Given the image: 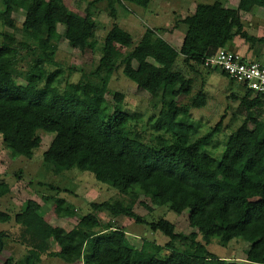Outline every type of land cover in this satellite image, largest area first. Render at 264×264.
I'll return each mask as SVG.
<instances>
[{"label":"trees","instance_id":"1","mask_svg":"<svg viewBox=\"0 0 264 264\" xmlns=\"http://www.w3.org/2000/svg\"><path fill=\"white\" fill-rule=\"evenodd\" d=\"M124 2L146 9L151 0L87 1V10L105 4L114 23L103 38L97 69L60 91V71H48L58 67V25L65 27L68 45L82 53L98 46L95 25L71 16L61 0H0V20L7 28L0 34V140L8 155L12 160L31 159L40 145L36 133L43 131L53 135L42 155L45 166L58 174L73 169L89 173L129 198L128 204L89 203L90 213L81 217L74 206L57 198L56 216L75 219L71 229L46 222L39 214L41 205L32 200L14 218L0 210V224L13 220L20 227L17 242L28 254L26 264H39L42 255L66 264H240L210 253L207 247L213 239L222 246L243 241L250 264H264V120L247 116L228 136L221 158L215 159L207 148L221 133L222 122L196 137L188 119L191 110L205 107L207 98L199 91L188 104L178 105L177 97L190 95L192 80L173 69L179 57L193 69H204L208 50L226 49L236 37L251 45L264 44V38L247 34L241 17L264 9V0H238L235 8L221 1L197 4L176 23L186 26L179 50L151 28L133 47L132 36L116 22L118 8L126 10ZM15 8L23 13V41L13 36ZM115 44L128 49L119 61L112 57ZM22 63H27L24 83L17 84L16 69ZM119 68L138 89L159 101L151 125L153 147L141 142L137 122L121 108L112 111L106 102L110 79ZM112 97L122 106L121 93ZM241 106L246 111L261 109L264 98L246 91ZM140 196L154 198L158 207L167 206L177 215L188 211V224L195 232L180 233L163 218L144 222L133 212ZM101 213L146 225L167 242L160 246L144 240L136 249L123 229L101 222ZM6 238L0 231V254ZM176 243L184 249H177ZM164 251L168 254L161 255Z\"/></svg>","mask_w":264,"mask_h":264},{"label":"rangeland","instance_id":"2","mask_svg":"<svg viewBox=\"0 0 264 264\" xmlns=\"http://www.w3.org/2000/svg\"><path fill=\"white\" fill-rule=\"evenodd\" d=\"M87 1L90 0H61L68 13L86 20L89 24L95 25V39L98 46L95 51L84 53L71 48L64 38L65 27L58 25L57 33L59 40L56 44L55 61L58 67H49L48 71H60L62 84L60 91L65 89L67 83H76L82 75L93 73L99 64L100 47L107 31L111 28L114 20L105 10V4L90 7L87 10ZM221 1L227 8H235L238 0H151L146 9L131 6L124 2L126 10L118 8L117 24L132 36L133 47L141 38L146 28L158 30L160 36L174 49L179 50L182 44V26L176 24L185 16L192 13L195 6L201 4H212ZM88 11V13H87ZM244 30L250 37L264 38V9H255L249 14H242ZM12 19L15 23V34L17 41H23V34L20 25L23 21V13L14 9ZM5 28L0 20V34ZM186 29V26H184ZM235 42L228 45L226 49L239 52L253 61L264 63V44L256 43L251 45L239 37ZM1 42V37H0ZM128 51L115 44L112 57L119 61ZM181 71L185 78L192 80V91L189 96L180 95L175 99L178 105L189 103L191 97L202 91L207 98L205 107L191 110L188 119L196 128V137L204 135L213 128L219 121L222 122L221 133L216 135L213 142L208 146L207 151L215 158L220 159L228 136L234 132L249 116L253 119L264 120V107L246 111L241 106V101L246 91L238 84L223 77L218 71H208L202 68L193 69L185 64L181 57L176 60L173 68ZM27 70V63L20 64L16 69L17 84H23V74ZM108 94L105 99L109 108L113 111L121 108L134 122H137L138 130L141 132V142L149 147L155 145L154 134L151 125L159 111V101L151 97L147 92L138 89L135 84L122 75L119 68L110 79ZM121 93L124 96L122 106L113 101V93ZM250 123L249 128L252 129ZM36 135L40 139V145L33 150L32 158H18L12 160L0 140V210L6 211L12 218L23 210L30 200L41 205L40 216L52 226L64 229H71L75 226V219L57 218L55 203L57 198H63L67 204L74 206L78 217L90 213L89 203H101L104 201H122L129 203V198L122 196L115 189L108 185L97 182L94 177L86 172H79L75 169L58 174L50 167L42 163V155L49 148L53 135L38 131ZM57 189L58 192L54 189ZM49 198L47 202L43 199ZM43 200V201H42ZM133 212L146 223H153L159 219H165L174 224L176 230L185 235L195 232L188 224V211L177 215L168 210L167 206L158 207L154 198L140 196L133 206ZM101 222L110 226L121 228L126 232L130 244L139 249L144 240L153 242L160 246L166 244L167 239L158 233H152L148 226L134 223L126 217L113 218L107 213L98 215ZM0 231L6 233L5 248L0 254V264H26L28 254L24 247L17 242L20 227L14 221L7 224H0ZM175 247L183 250L184 246L176 243ZM248 244L234 239L226 246L220 245L215 239L212 240L207 250L220 258H227L240 264H250L246 256ZM53 250L58 247L53 245ZM89 249H87L88 251ZM164 251L161 255H167ZM39 264H66L60 259L50 258L42 255Z\"/></svg>","mask_w":264,"mask_h":264},{"label":"built area","instance_id":"3","mask_svg":"<svg viewBox=\"0 0 264 264\" xmlns=\"http://www.w3.org/2000/svg\"><path fill=\"white\" fill-rule=\"evenodd\" d=\"M202 66L225 74L246 91L264 98V63L228 49H209Z\"/></svg>","mask_w":264,"mask_h":264},{"label":"crops","instance_id":"4","mask_svg":"<svg viewBox=\"0 0 264 264\" xmlns=\"http://www.w3.org/2000/svg\"><path fill=\"white\" fill-rule=\"evenodd\" d=\"M150 3H151V2H150ZM193 11H194V10H193ZM193 11H192V12H193ZM181 26H182V36H183V38H184V35H185V32H186V29H184V25L181 24ZM183 38H182V39H183ZM165 41H166V40H165ZM166 42H167V41H166ZM234 42H235V40H234ZM234 42H233V43H234ZM167 43H168V42H167ZM238 53H239V52H238ZM239 54H241V53H239ZM241 55H243V54H241Z\"/></svg>","mask_w":264,"mask_h":264}]
</instances>
